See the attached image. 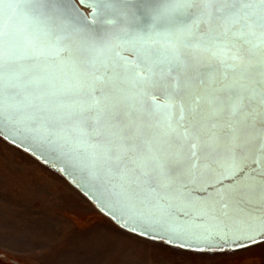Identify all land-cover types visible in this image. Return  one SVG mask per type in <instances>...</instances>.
<instances>
[{"label":"snow or ice","instance_id":"6c2138e0","mask_svg":"<svg viewBox=\"0 0 264 264\" xmlns=\"http://www.w3.org/2000/svg\"><path fill=\"white\" fill-rule=\"evenodd\" d=\"M81 4L91 17L0 0V134L86 173L128 231L203 253L264 243L244 207L264 199V0Z\"/></svg>","mask_w":264,"mask_h":264},{"label":"rangeland","instance_id":"374dc122","mask_svg":"<svg viewBox=\"0 0 264 264\" xmlns=\"http://www.w3.org/2000/svg\"><path fill=\"white\" fill-rule=\"evenodd\" d=\"M0 264H264V243L197 253L132 234L0 137Z\"/></svg>","mask_w":264,"mask_h":264},{"label":"water","instance_id":"95a60500","mask_svg":"<svg viewBox=\"0 0 264 264\" xmlns=\"http://www.w3.org/2000/svg\"><path fill=\"white\" fill-rule=\"evenodd\" d=\"M76 5L79 7L80 12L85 16L91 17L92 10L91 8L81 4V0H75ZM96 30H102L100 25L93 26ZM125 55H130L125 53ZM155 94L163 100V95L159 90L155 91ZM0 137L9 143L10 145L22 150L28 155L32 156L38 160L43 165L53 169L57 173L61 174L75 189L81 192L104 216L111 219L116 225L122 229L128 231L127 227V218L123 215L122 209L119 205L115 204L104 190L98 185L94 180L87 178V174L81 172L79 169L73 168L67 164V162L58 156L57 153L53 152L50 149H46L43 146L36 144L31 138H24L22 135L13 136L8 129H3ZM255 167V166H253ZM227 183V181H226ZM213 188H201L200 186H193L191 189L192 196L197 200H209L212 194L214 193ZM244 207L249 211L257 214H264V199H260L259 196L254 197L251 202H248ZM194 211V210H192ZM219 205H217V215H219ZM181 219L186 217L181 214ZM124 225V226H122ZM137 227H143L140 224L136 225ZM132 234L138 235L136 232L128 231ZM140 237L161 242L166 245L183 249L186 251L194 252L188 248L180 247L177 243L172 242L168 235L164 232L156 234V238H150L144 235H138ZM263 243L252 244L249 247L239 248L235 251L244 250L250 247H254ZM233 251L231 248L225 247L224 251L208 252V253H223ZM203 253V252H197Z\"/></svg>","mask_w":264,"mask_h":264}]
</instances>
